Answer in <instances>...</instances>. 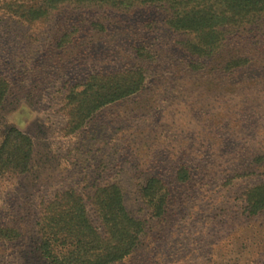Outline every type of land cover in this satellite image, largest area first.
I'll return each instance as SVG.
<instances>
[{
  "label": "rangeland",
  "instance_id": "rangeland-1",
  "mask_svg": "<svg viewBox=\"0 0 264 264\" xmlns=\"http://www.w3.org/2000/svg\"><path fill=\"white\" fill-rule=\"evenodd\" d=\"M12 3L0 0V76L10 84L0 141L16 126L31 136L34 152L26 173L0 176V225L21 232L0 240V264H47L38 251L44 205L73 188L99 226L90 197L114 182L146 234L112 264H264V214L249 215L244 195L264 181L262 26L240 46L230 42L198 58L185 48L187 35L168 27L161 6L67 5L32 23L15 15ZM236 47L251 53V64L224 69ZM134 67L146 74L140 92L65 133L70 86ZM181 165L191 173L185 182L176 178ZM150 176L171 194L160 218L140 195Z\"/></svg>",
  "mask_w": 264,
  "mask_h": 264
},
{
  "label": "trees",
  "instance_id": "trees-1",
  "mask_svg": "<svg viewBox=\"0 0 264 264\" xmlns=\"http://www.w3.org/2000/svg\"><path fill=\"white\" fill-rule=\"evenodd\" d=\"M67 5L108 6L124 11L137 6H161L168 11V27L187 35L185 48L198 58L213 57L230 42L240 46L237 43L245 40L254 28L262 26L264 34V0H14L9 8L33 23ZM237 47L229 48L224 69L231 71L251 64V53L245 49L240 52L242 48ZM145 84L144 69L134 67L92 74L83 84L70 86L64 99L68 118L65 133L73 134L102 107L140 92ZM9 90V81L0 76V111ZM33 149L30 135L16 126L9 127L0 141V176L26 173ZM190 176L185 165L176 172L180 182ZM140 195L154 217L166 213L171 194L160 177L150 176L140 188ZM244 195L249 215L264 214V181L248 187ZM90 199L99 226L93 223L84 196L73 188L58 193L44 205L38 221V251L47 264H112L126 259L141 245L146 224L125 206L119 183L97 186ZM20 236L18 227L0 225V240L13 241Z\"/></svg>",
  "mask_w": 264,
  "mask_h": 264
}]
</instances>
